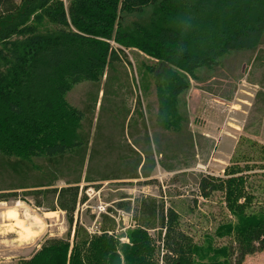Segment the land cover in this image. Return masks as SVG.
<instances>
[{"label":"trees","instance_id":"1","mask_svg":"<svg viewBox=\"0 0 264 264\" xmlns=\"http://www.w3.org/2000/svg\"><path fill=\"white\" fill-rule=\"evenodd\" d=\"M32 18L39 24L27 25L26 37L11 42ZM43 20L55 28L43 30ZM0 43L6 47L0 53L8 67L0 71V201L16 196L4 192L17 190L32 195L39 208L45 199L56 198L70 228L67 238L46 239L19 264H157V247L144 229L132 232L130 245H121L106 233L91 236L77 223L71 240L83 171L88 163L85 181L96 182L91 172L99 151L89 149L91 120L87 132H79L86 114L67 95L82 84L100 87L105 79L99 90L104 98L110 82L117 81L114 71L123 63L121 56L126 58L122 48L138 49L158 61L151 68L154 78L165 71L164 83L156 86L158 122L183 136L188 118L179 101L191 80L199 82L200 73L215 72L229 57L253 54L263 45L264 0H70L67 12L62 0H21L19 5L0 0ZM153 141L158 148L159 138ZM146 146L147 160L139 156L127 166L129 179L148 177L149 138ZM60 180L66 185L55 188ZM201 183L203 191L215 188L206 180ZM223 183L238 223L220 226L217 236L235 238L241 264L264 250V213L246 214L243 178ZM240 198L244 205L238 204ZM143 213L152 221L161 217L165 248L175 256L169 264H231L234 250L214 249L210 237L209 245L197 247L180 235L173 209L165 214L150 207Z\"/></svg>","mask_w":264,"mask_h":264},{"label":"rangeland","instance_id":"2","mask_svg":"<svg viewBox=\"0 0 264 264\" xmlns=\"http://www.w3.org/2000/svg\"><path fill=\"white\" fill-rule=\"evenodd\" d=\"M15 2L19 5L21 0ZM62 2L67 12L70 0ZM33 22L32 18L24 24L11 42L24 39L22 33ZM40 25L43 30L55 28L47 20ZM113 47L119 48L117 44ZM122 49L126 58L121 56L123 63L114 71L117 81L108 84L104 98L99 90L104 89L105 79L100 87L82 84L67 95L70 104L86 114L87 122L83 121L79 132L86 133L91 120L89 149L99 151L91 172L96 182L85 181L88 163L83 171L71 240L77 223L91 236L106 233L121 245H130L132 232L144 229L157 247V264H169L175 256L165 248L161 217L152 221L143 211L155 207L158 213L164 209L167 214L173 209L180 235L197 247L211 244L214 249L234 250L229 261L237 264L239 244L234 237H218L217 231L227 223H238L223 183L229 179L245 181L246 214L264 213V43L253 54L229 57L215 72L200 73L201 81L191 80L179 101L181 114L188 118L183 136L158 122L156 86L164 83L165 75L162 71L157 79L153 77L151 68L158 61L138 49ZM0 51L6 52L4 44L0 43ZM1 56L0 71L4 72L8 67ZM154 137L159 138L158 148ZM148 138L152 145L148 177L129 179L127 166L139 156L145 158ZM64 174L70 177L68 171ZM203 180L215 188L208 186L203 191ZM65 185L60 180L55 188ZM4 193L16 196L10 194L0 201V264H19L29 260L46 239L67 238L66 213L57 209L56 198L45 199L39 208L26 191ZM245 201L240 198L238 204ZM241 264H264V250L246 256Z\"/></svg>","mask_w":264,"mask_h":264}]
</instances>
